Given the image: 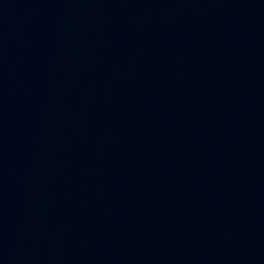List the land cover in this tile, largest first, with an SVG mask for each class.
<instances>
[{"label": "water", "instance_id": "obj_1", "mask_svg": "<svg viewBox=\"0 0 264 264\" xmlns=\"http://www.w3.org/2000/svg\"><path fill=\"white\" fill-rule=\"evenodd\" d=\"M0 264H264V0H0Z\"/></svg>", "mask_w": 264, "mask_h": 264}]
</instances>
